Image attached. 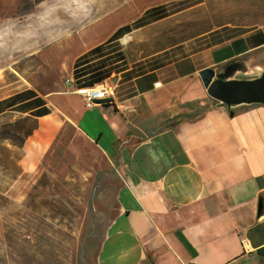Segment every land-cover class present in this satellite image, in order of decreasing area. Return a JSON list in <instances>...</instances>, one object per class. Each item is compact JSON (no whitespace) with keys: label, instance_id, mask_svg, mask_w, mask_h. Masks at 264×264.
Wrapping results in <instances>:
<instances>
[{"label":"crops","instance_id":"crops-1","mask_svg":"<svg viewBox=\"0 0 264 264\" xmlns=\"http://www.w3.org/2000/svg\"><path fill=\"white\" fill-rule=\"evenodd\" d=\"M183 1L0 0V125L36 123L19 147V180L69 132L115 162L121 177L118 214L97 264H264V104L217 102L200 77L209 68L216 81L263 77L264 25L216 27L124 69L125 35L118 32L151 9ZM28 4L35 11L11 18V10ZM45 43L71 58L62 61L58 79V64L33 76L16 66L23 54L43 53ZM102 63L111 75L95 86L116 79L113 102L87 109L76 92L87 88L81 74ZM195 103L210 109L129 140L131 125L141 135L137 122L148 115L173 119ZM129 105L135 110H125Z\"/></svg>","mask_w":264,"mask_h":264},{"label":"rangeland","instance_id":"rangeland-1","mask_svg":"<svg viewBox=\"0 0 264 264\" xmlns=\"http://www.w3.org/2000/svg\"><path fill=\"white\" fill-rule=\"evenodd\" d=\"M161 8V13L172 17L142 29L137 36L123 37L131 39L123 42L124 69L137 59L206 30L228 24L247 30L264 25V0H185ZM33 11L28 4L11 10L10 16L26 18ZM44 49L41 54L21 55L16 66L33 76L36 68L50 64L57 68L58 64L54 71L58 79L68 52L62 50L57 55L49 44ZM115 83L114 78L108 80L110 86ZM209 109L210 105L195 103L173 119L166 114L148 115L149 119L137 122L144 134L136 136L133 124L129 140L137 143L147 134L176 124L178 117L195 119ZM35 128L30 119L0 125V264H97L106 230L118 214L122 180L115 162L69 132L36 171L19 180V147Z\"/></svg>","mask_w":264,"mask_h":264},{"label":"water","instance_id":"water-1","mask_svg":"<svg viewBox=\"0 0 264 264\" xmlns=\"http://www.w3.org/2000/svg\"><path fill=\"white\" fill-rule=\"evenodd\" d=\"M200 77L209 96L225 105L264 104V76L254 80H232L222 82L216 79V70L209 68L200 72ZM112 98L98 100V104L112 103ZM263 212V203H259V217Z\"/></svg>","mask_w":264,"mask_h":264},{"label":"trees","instance_id":"trees-1","mask_svg":"<svg viewBox=\"0 0 264 264\" xmlns=\"http://www.w3.org/2000/svg\"><path fill=\"white\" fill-rule=\"evenodd\" d=\"M162 12V8L159 7V8H154V9H151L149 10L145 16L143 18H141L140 20H138L136 23L133 24L132 27H126L124 28L123 30L119 31L118 32V35L117 36H121L120 34L123 33L122 36L130 33L131 31L133 30H137V29H140V28H143V27H146L147 25L151 24V23H155V22H158L170 15H164V13H161ZM212 29L210 30H206L204 32H201L200 34H198L197 36L203 34V33H206L208 31H211ZM195 36V37H197ZM120 37H117L115 39H118ZM194 38V37H192ZM192 38H189L188 40L192 39ZM187 41V40H186ZM185 42V41H184ZM182 43V42H180ZM178 44V43H177ZM176 45V44H175ZM102 50V47L94 50L91 54L85 56L84 59L90 57V55H93V54H96V53H99L101 52ZM160 51V50H158ZM125 59V57H124ZM106 63H102L101 65L97 66L93 72H87V73H84V74H81V77H85V84H83L82 86L84 87H93L95 86L96 84H99L101 83L102 81H104L105 79H107L108 77H110L111 75V72H109L108 68L106 69L105 66ZM87 75H90L87 77ZM88 79V80H87ZM107 106H110V105H107Z\"/></svg>","mask_w":264,"mask_h":264},{"label":"built area","instance_id":"built-area-1","mask_svg":"<svg viewBox=\"0 0 264 264\" xmlns=\"http://www.w3.org/2000/svg\"><path fill=\"white\" fill-rule=\"evenodd\" d=\"M161 84L157 83L156 86L159 87ZM77 94L81 95L85 102V107L87 109H92L96 106H102L104 104H98V100H104L107 98H112L113 87L107 82H104L95 87L79 88L76 90ZM125 108V107H124ZM125 110L134 111L135 106L129 105ZM245 244V242H244Z\"/></svg>","mask_w":264,"mask_h":264},{"label":"bare ground","instance_id":"bare-ground-1","mask_svg":"<svg viewBox=\"0 0 264 264\" xmlns=\"http://www.w3.org/2000/svg\"><path fill=\"white\" fill-rule=\"evenodd\" d=\"M124 41H125V43H126V42L128 41V38H126Z\"/></svg>","mask_w":264,"mask_h":264}]
</instances>
